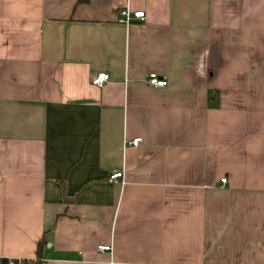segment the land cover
<instances>
[{"label":"crops","instance_id":"crops-1","mask_svg":"<svg viewBox=\"0 0 264 264\" xmlns=\"http://www.w3.org/2000/svg\"><path fill=\"white\" fill-rule=\"evenodd\" d=\"M42 240L45 264H264V0H0V258Z\"/></svg>","mask_w":264,"mask_h":264},{"label":"built area","instance_id":"built-area-1","mask_svg":"<svg viewBox=\"0 0 264 264\" xmlns=\"http://www.w3.org/2000/svg\"><path fill=\"white\" fill-rule=\"evenodd\" d=\"M121 13L124 15V21L129 22L133 16L136 17H145V11L144 10H136L132 11L129 6L124 7L121 10ZM110 79V74L107 71H99L96 74L93 75L92 77V83L102 86L104 85L108 80ZM148 82L152 85H157V86H164L168 84V79L164 76H160L156 72H151L147 78ZM142 138L141 137H136L130 140L129 142L138 145L141 142ZM123 176V171H117L113 172L110 174V179L111 180H117L119 177ZM227 177H223L222 181H226ZM100 250H108L111 249L112 246L110 244H100L99 246ZM11 263H14L16 260L18 263L21 264H31V262H26L24 258H9ZM0 263H1V258H0ZM42 264H45V261H42Z\"/></svg>","mask_w":264,"mask_h":264},{"label":"trees","instance_id":"trees-1","mask_svg":"<svg viewBox=\"0 0 264 264\" xmlns=\"http://www.w3.org/2000/svg\"><path fill=\"white\" fill-rule=\"evenodd\" d=\"M39 255L36 259L32 260V259H25L26 262H31V264H42V261H43V257H42V253H41V247L43 244H45V240H42L40 241L39 243ZM1 264H21V263H18V261L16 260L14 263H11L9 258H1Z\"/></svg>","mask_w":264,"mask_h":264},{"label":"water","instance_id":"water-1","mask_svg":"<svg viewBox=\"0 0 264 264\" xmlns=\"http://www.w3.org/2000/svg\"><path fill=\"white\" fill-rule=\"evenodd\" d=\"M77 196L71 198V197H65L66 201H73L76 199Z\"/></svg>","mask_w":264,"mask_h":264}]
</instances>
